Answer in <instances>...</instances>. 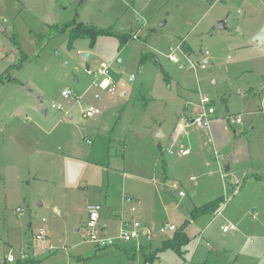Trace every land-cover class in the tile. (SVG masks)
<instances>
[{
    "label": "rangeland",
    "instance_id": "374dc122",
    "mask_svg": "<svg viewBox=\"0 0 264 264\" xmlns=\"http://www.w3.org/2000/svg\"><path fill=\"white\" fill-rule=\"evenodd\" d=\"M223 19L226 25L220 30L216 23ZM73 20L112 28L129 41L119 48L117 37L102 36L91 47L88 40L79 39L69 49L63 34L43 40L39 47L37 36L48 32L47 25ZM13 34L21 50L36 60L9 72L24 86L0 82V131L27 148L45 147L83 158L76 178L82 190L97 191L91 196L95 201L77 192L67 211L61 209L63 215L57 216L53 206L61 190L59 159L46 161L47 169L33 156L15 165L0 142V261L11 254L38 264H145V255L154 252L147 264H264V0H0V75L20 59ZM180 42L186 43L195 62L209 53L205 69L181 70L184 59L179 52L178 64L168 60L169 49ZM101 63L110 64L115 82L134 76L123 90L126 97L88 89L93 77L86 72ZM184 89L210 97L215 115L207 128L188 122L191 109L183 110L180 97ZM64 90L80 100H64ZM95 93L101 100L94 99ZM178 98L182 101L175 103ZM155 100L166 106L163 129L157 132L166 134L162 139L152 136L161 126ZM88 107L98 108L100 114L83 118ZM69 111L71 125L66 123ZM61 116L65 120L49 134ZM235 118L240 122H231ZM117 121L109 165L98 167L95 164L106 159L105 146L102 136L94 141L87 127L106 134L104 123L111 127ZM167 132L174 133L170 141ZM85 137L94 143H86ZM158 143L173 154L159 151ZM91 149L97 153L87 159ZM181 149L189 153L179 156ZM172 181L177 190L171 188ZM228 187L235 188L232 194ZM124 194L133 198L126 205ZM225 195L215 214L190 220L193 209ZM88 202L103 205L101 223L112 221L107 224L109 235L121 226V220L106 216L113 211L122 221L132 217L156 237L149 240L141 234L115 247L94 248L83 235ZM187 221V241L179 251L160 250L175 232L160 234L159 229L166 224L178 230ZM227 223L237 230L223 233ZM40 229L45 236L37 241Z\"/></svg>",
    "mask_w": 264,
    "mask_h": 264
},
{
    "label": "built area",
    "instance_id": "2783aa9c",
    "mask_svg": "<svg viewBox=\"0 0 264 264\" xmlns=\"http://www.w3.org/2000/svg\"><path fill=\"white\" fill-rule=\"evenodd\" d=\"M184 45L185 42H180L178 45H176L174 48L169 49V53L167 54V58L170 62L174 64H178L180 61L175 55L176 52H179L184 62H181L179 65V68L182 70H194L197 69H205L206 65L210 62V59L208 58L209 53L205 51L202 53L203 60L200 62H195L191 59V56L189 53L184 51ZM86 74L88 76L93 77V81L91 82L88 89L97 90L100 92H105L108 95H114L117 92H122L124 88L127 86L128 83H131L134 81V76L130 75L127 80H121L120 82H115L111 76V66L110 64L101 63L99 67L95 71L87 70ZM61 97L64 100H80L81 97L76 96L72 91L70 90H64L61 92ZM95 100H101V96L99 93H95L93 95ZM188 105L191 107V117L189 120L190 125L195 126L197 128H207L213 121H214V115L215 110L211 105V99L208 95L200 94L198 96V101L195 103H188ZM53 109L56 110H62V107L60 105L58 106H52ZM100 114V110L95 107H88L82 114L83 118H92L96 115ZM231 122L239 123L240 119L235 118ZM164 151H168L169 154H173L174 150L172 149H163ZM189 153L186 149H181L178 151L179 156H186ZM191 180H195V178H192ZM177 182L171 183V188L174 190L178 189ZM179 197H183L184 193L179 191L178 192ZM124 202H130L131 199L129 197L123 198ZM102 207L100 204H89L86 207V220L84 222L83 228H84V238L85 241L89 244H91L94 248L97 249H104L108 247H115L117 244H120L122 242H130L131 240L137 239L141 234L146 237L149 240H152L154 237H156L155 234H153L150 230H147L145 228H142L140 224L137 221H134L132 217H130L127 220L122 221L121 220V226L117 230V232L114 235H109V230L106 226L100 224V213H101ZM131 213H135L136 209L132 207L130 209ZM16 212L20 213L22 212L21 209H16ZM256 217V213L252 214V218ZM42 222H45L44 219ZM221 230L223 233L228 232H234L237 230L236 226L227 223L222 225ZM176 228L173 225H166L164 224L160 229V234H165L168 232H175ZM45 236V232L40 229L38 234L36 235V240L41 241L43 237ZM5 260L9 264H14L17 259H15L11 254L7 255Z\"/></svg>",
    "mask_w": 264,
    "mask_h": 264
},
{
    "label": "crops",
    "instance_id": "0c3cea01",
    "mask_svg": "<svg viewBox=\"0 0 264 264\" xmlns=\"http://www.w3.org/2000/svg\"><path fill=\"white\" fill-rule=\"evenodd\" d=\"M17 1L20 2V0H17ZM224 25H226L225 22H224ZM49 26H57V25H47V30H48ZM185 45H186V43H185ZM189 54H190V50H189ZM26 63H30V62H26ZM25 64H23V65H25ZM2 75H0V76H2ZM111 76H112V74H111ZM112 78H113V76H112ZM13 79L15 80V81H12L13 83H15L17 85H20L21 87L24 86V83L21 82L20 80H17L15 78H13ZM169 81H170V79H169ZM182 93H183V95H180V97L183 98V101L180 98H178L174 102L176 103V102L182 101L183 102V106H184L183 110L188 111V109H191V107L188 105V103L189 102H197L198 101L197 97H198L199 91L198 90L194 91V90L184 89L182 91ZM120 94H121L122 97H126L127 96V93L125 91H122ZM196 95H197V97H196ZM155 101L156 102H154L152 104H159V106H158L159 108H158L157 112H158V115L160 116L159 124H161V126L159 128H157V130L152 133V136H153V138L157 137V139H162V138L165 137L164 136L165 133L163 132L162 136L158 137L157 136L158 135L157 132L160 129H161V131L163 129L161 127H162V123H165V114H166L165 113V109H166V106H165L164 103H161V101H158V100H155ZM35 105H36V103L32 107H34ZM148 105H149V103L146 104V107H148ZM13 111H10V113H7V114L11 115L13 113ZM42 111L44 113H46L47 109L43 108ZM226 111H228V110H226ZM16 112H17V110L14 112L15 115H16ZM187 115H188L187 119H188V122H189L191 115L190 114H187ZM65 116H67L66 119L69 120V121H66V123L70 124V125L73 124V123H71L72 120H73V117H72L70 111H69L68 115H65ZM64 120H65V117L61 116L55 122V124L50 128L48 133L50 134V133L55 132L57 130V128L61 125L62 121H64ZM102 121H103V119L101 120V122ZM117 126H118V121L115 122V123H112L111 127H108L107 123L105 122L104 126H103V129H104L103 131L107 132L106 134L105 133H101L99 131L98 127H91V126L87 127V129L90 131V134L92 135L91 137H93V134H94V141L96 140V138L99 135L102 136V143H104V146H105V148H104L105 154H103V156L105 155L106 159H103V161L97 162L95 165L98 166V167H100V166L101 167L102 166L108 167V165H109V158L111 157L112 143L114 141H116V139L112 136V134H113L114 131H116V127ZM170 126L168 127V129L170 128ZM176 126H177V124H176ZM176 126H175V128H176ZM2 128L3 127H1V129ZM65 129H66V127H64V130ZM4 131H5L4 129L2 131H0L1 146L5 148L4 152L6 153V155L9 158L12 159L13 164L16 165L17 161L21 162L22 159L25 158L26 156H33L32 157L33 159H36V158L40 157V163L43 165V166L42 165L41 166L42 167H46V169H47V166L49 168V165L45 164L46 161H50L51 158L59 159V161H60V164H59L60 165V167H59L60 171H58V174H59V178H61L60 181H59V184H60L59 186L61 187V190L57 192L56 198H55L56 204L53 206V212L56 213L57 216H62L63 215V211H65V212L67 211V207H68L69 203L73 202V200L76 198L75 196H76L77 192H83V194H85L87 200H89V201H90V199L91 200L93 199L94 201L96 200V199H94V198H96L95 196H93V198H91L92 195H95V191H97L95 189V187H92V188H94L93 191H90V189H92V188H88L86 190H82L81 189V182H80L79 179L76 178L77 177V173H78L77 169H79L78 167H80V165L82 166L81 163L84 162L83 158L78 157L77 155L73 156V155L64 154L61 150H59V151L56 150L55 151V150H50L49 148H45V147H41V148H27V147H24L23 144H19V143L15 142V141L12 142V140L9 138V136H6V134H4ZM174 133H175V131H174ZM174 133H172V135H169L168 132H167V135H168L167 138H168L169 141H170V139H173ZM112 139H115V140L112 141ZM84 140H86V143H88L90 145H92L94 143V141L91 138H86L85 137ZM169 141H167V143H169ZM157 146L159 147V151L163 148L161 143H158ZM96 153H97L96 150L91 149L86 155L87 159H91L94 155H96ZM45 156H46V158H45ZM107 162H108V165L106 166L105 163L107 164ZM90 164H93V163L90 162ZM162 166H163L162 167L163 177L165 179H167V174H166L167 171H166V163H165V161L162 162ZM1 170L3 171L4 168L1 167ZM47 171H49V170H47ZM172 182H176V181H172ZM59 186H55L54 189H58ZM88 195H90V196H88ZM101 197H102V201H104L103 203H105L107 201V199H108V195L106 193L103 194ZM124 197H129L130 198L129 195H125L124 194L123 197H122V200H123ZM130 199H133V198H130ZM123 202H124V200H123ZM89 204H100V203L99 202H88V203H86L85 208ZM124 204L126 205V202ZM58 205H59V207H58ZM39 206L42 207L43 204L40 203ZM101 207L103 209V205H101ZM18 208L19 207H17L16 209H18ZM19 209H21V208H19ZM61 209H63V211ZM84 212H85V219L82 221L83 225H84V222L86 220V209L84 210ZM106 216H108L110 218V220H115V222H116V220H120V215L115 213V212H113V211H110V212L106 213ZM102 218H103V214H102V210H101V213H100V224L104 225V226H106L108 228L109 225H107V224H109L112 221L108 222L109 221L108 220V221H106L105 223L102 224L101 223L102 222ZM76 231H79V229H76Z\"/></svg>",
    "mask_w": 264,
    "mask_h": 264
},
{
    "label": "trees",
    "instance_id": "16d2710c",
    "mask_svg": "<svg viewBox=\"0 0 264 264\" xmlns=\"http://www.w3.org/2000/svg\"><path fill=\"white\" fill-rule=\"evenodd\" d=\"M83 1V0H81ZM63 34H67V39H68V44L67 47L71 49L73 42L76 40L82 39V40H88L90 43V46L92 47L98 37L102 36H113L117 37L119 41V48L123 47L127 41H129V36L127 35H119L115 33L112 28H99L98 26L95 25H90V24H82V23H76L75 20L68 22L66 24L60 25V26H49L48 27V32L43 35L40 34L38 35V45L39 47L42 46L43 40L50 39L52 37H57L61 36ZM12 43L14 44L17 52L20 54V59L18 62L15 63V65H12L9 67L2 76H0V82H12L15 81L13 78L10 77V70L18 69L20 68L23 64L26 62H33L36 60V57L30 58L28 57L20 48V45L17 41V37L15 34L12 35L11 38ZM184 51L189 53V48L184 45ZM164 80L166 84H169V77L165 74L164 75ZM235 188L234 187H228L227 188V193L232 194L234 192ZM226 199L225 196H221L206 205H204L201 208L193 209L190 212V220L191 221H197L199 218L204 217V216H209L213 215L217 212V210L220 208L222 204H224ZM190 223V221H187L181 226L180 229L176 230L172 239L167 240L162 242V246L160 250H165L168 248H171L175 250L176 252L179 251V248L184 245L187 241V236L184 232V229H186L187 225ZM143 250V249H142ZM155 257V253H151L148 255H145V264L149 263L150 261L153 260ZM0 264H9L7 263L6 260L0 261ZM14 264H38V261H34L32 258L31 259H17Z\"/></svg>",
    "mask_w": 264,
    "mask_h": 264
},
{
    "label": "water",
    "instance_id": "95a60500",
    "mask_svg": "<svg viewBox=\"0 0 264 264\" xmlns=\"http://www.w3.org/2000/svg\"><path fill=\"white\" fill-rule=\"evenodd\" d=\"M163 25V24H162ZM216 27L218 28V29H220V30H222V29H224L225 28V25H224V19L223 20H221V21H219V22H217L216 23ZM86 57H88V54L86 55ZM156 62H158L157 60H155ZM45 111V110H44ZM158 137H161L162 136V133H158V135H157ZM228 171V168H226L225 169V172H227Z\"/></svg>",
    "mask_w": 264,
    "mask_h": 264
}]
</instances>
